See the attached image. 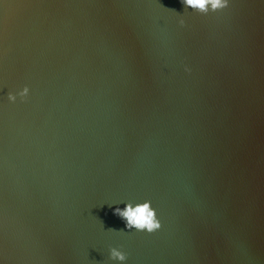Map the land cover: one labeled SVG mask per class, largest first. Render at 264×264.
<instances>
[{"label": "water", "instance_id": "1", "mask_svg": "<svg viewBox=\"0 0 264 264\" xmlns=\"http://www.w3.org/2000/svg\"><path fill=\"white\" fill-rule=\"evenodd\" d=\"M144 199L160 228L126 229ZM109 246L264 264V0H0V264H121Z\"/></svg>", "mask_w": 264, "mask_h": 264}, {"label": "clouds", "instance_id": "2", "mask_svg": "<svg viewBox=\"0 0 264 264\" xmlns=\"http://www.w3.org/2000/svg\"><path fill=\"white\" fill-rule=\"evenodd\" d=\"M230 0H181L185 8L190 7L192 10L199 13L214 12L224 9L229 5ZM178 23L183 25L185 23L183 16L178 19ZM185 71H190L185 65ZM29 93L27 84L18 88L15 92L8 91L6 93L9 101H15L17 97L24 100ZM123 207H115L113 212L124 221V227L132 230H142L146 232H153L160 228L161 221L158 218L156 209L151 206V201L144 199L142 201H123ZM119 205V204H117ZM108 257L112 261H118L123 264L127 259V253L119 246H109Z\"/></svg>", "mask_w": 264, "mask_h": 264}]
</instances>
